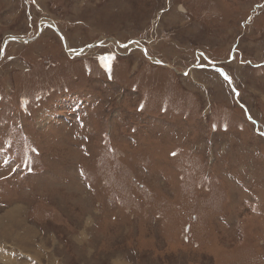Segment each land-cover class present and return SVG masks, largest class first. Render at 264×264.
Returning <instances> with one entry per match:
<instances>
[{"label": "rangeland", "instance_id": "obj_1", "mask_svg": "<svg viewBox=\"0 0 264 264\" xmlns=\"http://www.w3.org/2000/svg\"><path fill=\"white\" fill-rule=\"evenodd\" d=\"M0 264H264V0H0Z\"/></svg>", "mask_w": 264, "mask_h": 264}, {"label": "water", "instance_id": "obj_2", "mask_svg": "<svg viewBox=\"0 0 264 264\" xmlns=\"http://www.w3.org/2000/svg\"><path fill=\"white\" fill-rule=\"evenodd\" d=\"M57 32L59 33V31L57 30ZM59 36H61V38H62V41H63V44H64V46L67 48V45H66V42H65V39L63 38V36L59 33ZM11 39H13V38H11ZM7 40L8 39H6L5 41H4V45L7 43ZM107 40H105V41H98V42H96V43H92V44H90V45H87V46H85V47H82V48H80V51L81 52H83L85 49H87V48H91V47H94L95 45L96 46H98V45H101V44H104L105 42H106ZM117 42V41H116ZM119 43V42H118ZM3 49H4V46H2V48H1V51H3ZM147 54V53H146ZM148 56V55H147ZM149 59H151V57H148ZM153 59V58H152ZM151 59V60H152Z\"/></svg>", "mask_w": 264, "mask_h": 264}]
</instances>
